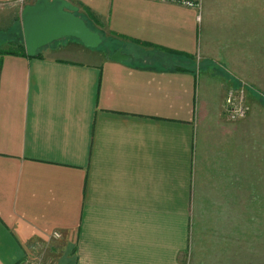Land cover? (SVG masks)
Masks as SVG:
<instances>
[{
	"label": "crops",
	"instance_id": "obj_1",
	"mask_svg": "<svg viewBox=\"0 0 264 264\" xmlns=\"http://www.w3.org/2000/svg\"><path fill=\"white\" fill-rule=\"evenodd\" d=\"M19 1L0 5L24 46ZM65 1L130 58L0 55V264H264V101L229 121L227 82L187 68L222 62L208 1ZM248 21L229 45L259 39Z\"/></svg>",
	"mask_w": 264,
	"mask_h": 264
},
{
	"label": "rangeland",
	"instance_id": "obj_2",
	"mask_svg": "<svg viewBox=\"0 0 264 264\" xmlns=\"http://www.w3.org/2000/svg\"><path fill=\"white\" fill-rule=\"evenodd\" d=\"M208 6L206 9H209L210 17L219 21L217 33L212 34L214 37L210 38L211 42H217L216 45L212 46L211 52L214 53V56L220 55L221 63H213L208 59H204L199 53L191 61L192 69L199 74L200 72H205L206 74H212L219 79H223L227 82L226 94L224 98V112L229 121H239L248 117L250 113V104L247 101V97L250 95H257L264 101V0H209ZM9 7H0V12L3 13V17L0 18V48H8L10 45L17 44L16 41V32H17V23L13 20V12ZM1 19H3L1 21ZM245 19L249 20L248 23L252 25H258L257 34L260 35L252 43L250 41H245V38H242V42L238 40V43L235 44V47L229 45L230 40H235V33L237 30L243 29L241 32L247 30ZM220 21H223L220 23ZM226 21L227 24H226ZM233 21H237L238 26H233L231 32L230 28L227 25H231ZM89 25V21H86ZM226 24V25H225ZM235 24V22H234ZM90 28L91 25H89ZM225 26V27H224ZM102 40L101 45L91 51H99L106 53V55H112L118 50H122L123 43L116 40L114 41L108 33L99 31L98 33ZM229 35V36H228ZM231 36V37H230ZM253 40V38H251ZM67 43H76L72 39L66 40ZM59 41L56 43L58 44ZM80 49H84L79 42H77ZM255 43V44H254ZM254 44V45H253ZM72 47L74 45L69 44ZM218 45V46H217ZM87 49V48H85ZM90 50V49H88ZM105 55V56H106ZM227 58V62L224 58ZM89 59V58H88ZM190 63V62H189ZM231 102L235 106L232 108H240V105L244 108L245 116L242 119H232L229 116L231 109H227L225 106L226 99H228L229 94ZM238 98H237V97ZM259 123H264V117ZM189 261L186 260L185 264H188Z\"/></svg>",
	"mask_w": 264,
	"mask_h": 264
},
{
	"label": "water",
	"instance_id": "obj_3",
	"mask_svg": "<svg viewBox=\"0 0 264 264\" xmlns=\"http://www.w3.org/2000/svg\"><path fill=\"white\" fill-rule=\"evenodd\" d=\"M78 9L65 0H37L21 13V28L27 56L33 57L38 49L52 43L72 39L83 47L97 49L102 40L76 13ZM130 58L121 50L111 60L123 62Z\"/></svg>",
	"mask_w": 264,
	"mask_h": 264
},
{
	"label": "built area",
	"instance_id": "obj_4",
	"mask_svg": "<svg viewBox=\"0 0 264 264\" xmlns=\"http://www.w3.org/2000/svg\"><path fill=\"white\" fill-rule=\"evenodd\" d=\"M152 1H156L159 3H164V4H174V5H179L188 9H195V10H200L201 9V3L202 0H152ZM17 5L19 4H23V0H20L18 3H16ZM0 7H2V5H0ZM199 19V16H198ZM232 94H229L228 99H226V103L225 106L227 109H231L229 112V116L232 119H242L245 116V112H244V108L240 105V108H232V106H235L234 104L232 105V103H234L233 101L231 102V96ZM237 97V96H236ZM238 98V97H237ZM54 238H59V235L57 233L53 234ZM22 264H39L38 261L32 259V260H25Z\"/></svg>",
	"mask_w": 264,
	"mask_h": 264
},
{
	"label": "trees",
	"instance_id": "obj_5",
	"mask_svg": "<svg viewBox=\"0 0 264 264\" xmlns=\"http://www.w3.org/2000/svg\"><path fill=\"white\" fill-rule=\"evenodd\" d=\"M84 14V16L80 15V17L86 22V21H91L93 23V25H98L97 22L95 21V18L86 10H84L82 12ZM79 16V15H78ZM87 24V22H86ZM87 26L89 27V25L87 24ZM113 36V37H112ZM110 36L114 41L116 40H122L120 38L114 37V35ZM75 41V40H74ZM78 42V41H77ZM153 49H157V50H161L158 48H153ZM173 54L172 58H179L178 56H183L179 53H170ZM0 55H13V56H26L25 53V49L23 44H15V45H10V47L8 48H4V49H0ZM187 56V55H186ZM187 58L191 59L190 56H187ZM191 67V63H188L187 68ZM193 70V69H192ZM194 71V70H193Z\"/></svg>",
	"mask_w": 264,
	"mask_h": 264
},
{
	"label": "flooded vegetation",
	"instance_id": "obj_6",
	"mask_svg": "<svg viewBox=\"0 0 264 264\" xmlns=\"http://www.w3.org/2000/svg\"><path fill=\"white\" fill-rule=\"evenodd\" d=\"M66 40H68V39H66Z\"/></svg>",
	"mask_w": 264,
	"mask_h": 264
}]
</instances>
